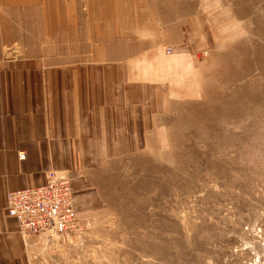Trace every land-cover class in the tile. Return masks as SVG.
<instances>
[{"label":"rangeland","instance_id":"rangeland-1","mask_svg":"<svg viewBox=\"0 0 264 264\" xmlns=\"http://www.w3.org/2000/svg\"><path fill=\"white\" fill-rule=\"evenodd\" d=\"M213 5L140 86V132L67 172L81 237L28 264H264V0Z\"/></svg>","mask_w":264,"mask_h":264},{"label":"crops","instance_id":"crops-1","mask_svg":"<svg viewBox=\"0 0 264 264\" xmlns=\"http://www.w3.org/2000/svg\"><path fill=\"white\" fill-rule=\"evenodd\" d=\"M213 8V0H0V264H28L6 193L70 173L83 154L140 132V86L169 82L179 65L167 49L192 42Z\"/></svg>","mask_w":264,"mask_h":264},{"label":"built area","instance_id":"built-area-1","mask_svg":"<svg viewBox=\"0 0 264 264\" xmlns=\"http://www.w3.org/2000/svg\"><path fill=\"white\" fill-rule=\"evenodd\" d=\"M18 156L21 160L25 158L21 153ZM5 199L7 214L15 219L28 248L39 243L72 242L83 234V221L76 210L73 185L66 172H50L43 185L9 191Z\"/></svg>","mask_w":264,"mask_h":264}]
</instances>
